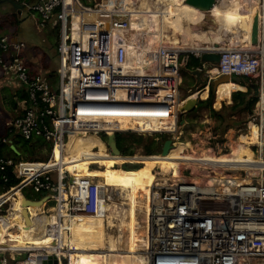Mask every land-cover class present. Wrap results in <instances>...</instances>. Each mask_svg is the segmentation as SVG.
<instances>
[{"label": "built area", "instance_id": "1", "mask_svg": "<svg viewBox=\"0 0 264 264\" xmlns=\"http://www.w3.org/2000/svg\"><path fill=\"white\" fill-rule=\"evenodd\" d=\"M15 1L37 18L40 29L53 23L59 30L60 66L54 85L27 67L22 57L26 48L23 41L7 36L0 39V49L6 54L0 56V68L24 86L28 95L27 107L11 125L24 140L41 139L50 143L51 153L45 161L52 165L44 169L35 166L42 161H16L0 155V182L7 183L14 176L19 183L8 191L20 187L22 194L27 190L45 196V207L52 202L56 214L58 211V221L48 225L40 241L54 243L59 255H51L45 247L7 249L0 252V264H45L48 256L63 264L64 255L65 264H69L71 253L89 258L118 254L107 249L85 254L77 246L72 248V229L74 224L82 223V218L99 220L111 213L106 206H115L117 198L124 199L121 190L115 185H100L96 176L90 175L92 171L85 175L68 171L62 164V155L55 152L56 148L62 152L72 132L95 134L101 130L106 144L108 136L128 133L153 138L162 146L166 138L171 140V145L177 138L191 144L173 160L175 165L166 173L158 165L152 170V181L145 193L148 211L143 226L144 243L138 249L123 251L129 264H264V161L261 159L264 144L262 140L250 144L254 159L249 161L246 157L240 161L221 158L231 155L230 144L242 135L238 134L240 129L232 134L235 140L207 127L196 129L186 138L180 110L187 99L181 92V68L191 51L172 44L143 50L138 34L128 24L130 14L116 11L122 9L119 3L111 12L109 0H91L93 4L81 0ZM261 4L264 6V0L259 1L257 12V44H252L250 36L242 44L222 45L218 49L219 62L202 65L198 70L206 73L207 91L209 81L217 76L231 79L236 76L258 85V97L243 134L250 133L253 124L264 139V7ZM192 53L198 58L203 54ZM214 69L216 73L212 72ZM123 120L158 122L166 129H122L119 122ZM108 150L113 163L120 167L140 165L142 168L147 159L165 158L161 151L147 154L143 148L119 155H114L109 146ZM10 201L0 204V209ZM63 210L68 218L66 223ZM59 226L67 228L71 245H61ZM17 240V227L3 238L10 245Z\"/></svg>", "mask_w": 264, "mask_h": 264}, {"label": "bare ground", "instance_id": "2", "mask_svg": "<svg viewBox=\"0 0 264 264\" xmlns=\"http://www.w3.org/2000/svg\"><path fill=\"white\" fill-rule=\"evenodd\" d=\"M259 1L260 0H255L254 3H249L247 0H228V2L226 3V6L228 8H226V9L231 10V9L237 8V7H244V9H246L247 11H253V10H256L257 8H259ZM216 3L213 5L212 9L215 7ZM182 5H183V8L186 10H192L194 12H199V13H201V15L203 13L200 9H197L195 7L188 5L185 2V0H183ZM21 6L23 7V9H21V12L23 10H26V7H24V5H21ZM260 7L263 8L264 6L261 4ZM246 10H242V8H240V12H246ZM258 10L255 11L253 14H257ZM35 19L37 20L36 17H35ZM86 21H89V20L86 19ZM136 21L138 23H142L141 19H138ZM192 28H194V30H195L196 26H192ZM39 29H40V27H39ZM163 29H164V31L170 30L168 24H166V23H163ZM196 32H199V28H197ZM202 32H205V30H202ZM225 33H226V31H224L222 34L225 35ZM176 34L180 38H184V40H188L190 38L189 35H185V34H182L179 32H177ZM144 36H146V38H148L150 41L146 42L145 38L142 39L141 43H142L143 50L144 49L146 50L147 49L146 47L151 48V46H153L154 48H158L159 46L166 45V44L176 45V46H179L184 51H191V52L212 53V52H214V48H215L211 42L207 41L206 39H204L200 36H194L193 40H192L193 42L190 45H185L183 43L177 44V43L173 42V40H171V39H166L162 34H157V33H153V32H148ZM250 36H251V34L249 35V37H247V39L245 41H248L250 39ZM235 37H236V35H234V40H235ZM219 42H220V40H219ZM146 44H148V45H146ZM153 47L151 49H153ZM212 72L216 73L217 71H216V69H214ZM222 83H224V82H222ZM220 84H218V85H220ZM218 85H217V87H218ZM217 87H216V89H217ZM215 93H216V91H215ZM190 96H192V95H190ZM197 98H199V97L197 96L196 98H190L189 100H187L185 102V105H187V104L193 105ZM185 123H186V119H185V122H183V124H185ZM159 128L163 129V125H160L158 123V129ZM101 131H104V130H101ZM101 131L94 132V133H95V135L101 134L103 136L104 133H100ZM259 134L260 133L256 127V130L254 129V131L251 132L250 135L249 134L240 135L239 138L236 140V142H232L230 144L231 147H233L234 145H236L237 142L243 141V142H241V144H238L236 146L237 149L235 151H232L234 153L231 152V155H229V156L224 155L221 158H224V159L235 158V159H238L240 161H244V160H246V157H247V159L249 161H252L254 159V154H253L252 150L250 149V147L246 146L245 143L248 142L249 144H254L256 142H261V140H262V143L264 144V139ZM78 135H80V134H74V132H72L68 135V139H70V142H71V140L76 138ZM252 135H255L257 137V139H253ZM67 141H65V143L63 145L62 152L60 151L59 148H56L55 152L57 154L62 155V164L66 165V169L68 171H71V172L74 171L75 173H80V174L85 175V173L89 172V170H88L89 167L85 166L83 164L78 165V160H77L78 156L75 154H72L70 152V149H69L68 154L66 153ZM70 142H69V144H70ZM74 142H77V139ZM105 145H106V143H105ZM188 147H191L190 143H185V142H183L177 138L176 142L173 145H170V148H169V150H167V152L161 153V156L165 157V158H162L163 160L159 159L158 162L156 161V164L153 167L144 168V166H143L140 170L122 171V174L119 177L116 175H108L105 177L101 174L91 172L92 174H90V175L96 176L100 185H104V186L115 185V186H117L118 189L121 190V195L123 196V198L125 200H129V202L132 205L129 209H123V210H120V209H118L112 205H107L106 209H110V210H112V212L107 213L104 218H101L99 220H94L89 216L82 218L80 220L82 222L81 224H74L73 225L72 239H73L74 243L72 244V248L77 246L78 249H81V251L85 254L89 253L87 251H98V250H105V249H107L109 251H115L116 253H118L117 256L119 257V260H120L119 262H116L115 264H129L128 260L124 259V256L126 254H124L123 251H126L128 249H132V250L138 249L144 243V239H143L144 238V231L140 229V223H138L135 220L136 218H135L134 210H135V208H138L137 206H139V208H144V210L146 212L148 211V207L145 204V198H146L145 193L147 191V187L150 185V183L152 181V174H151L152 170L155 168L156 165H158L162 169V173H166L170 169V166L175 165L173 160L177 159L178 156L181 154V152ZM71 150H72V148H71ZM107 150H108V148H107ZM178 150H179V152H177ZM108 152H109V150H108ZM111 156L112 155L109 154V157L103 163H105V164L112 163V162H109L110 159L113 158ZM261 159H263V161H264V154H263ZM72 160L76 161V169H74V170H72L69 167ZM11 192H14L17 194L19 200L21 201V205H22V208L24 211L23 201H24L25 197L20 192L19 188L11 189L9 191V193H11ZM29 200L34 201V202H38V201H41V202H39V204H37V205H30L26 209L32 208L35 210V212H37L38 215L41 214L42 210H43L42 213L45 211V197L43 199H39V200H37V199H35V200L29 199ZM114 207H115V209H114ZM50 210H51V214L45 219V225H44L43 233L37 234L35 232H32V234L30 236L31 237L30 241H28V243H26V244L15 243L13 245H10V244L2 245L0 243V252L3 250H7V249H11L12 251H17V250L26 249L28 247L38 248V249L40 247H45V250H47L48 253H50L51 255L54 253H57L59 255L58 250L57 249L55 250L56 245L54 243H51V245H50L49 243H47L46 240H45V243L40 241V240H43V236L46 235L48 225L51 223L53 224L55 221H58V211L56 214L55 206L53 205V209H50ZM61 213H62V215L64 217V221L66 223L68 218L65 215V210L61 211ZM126 218H127V220H129L131 222L126 221L125 220ZM73 221H78V220H73ZM107 227H109V228H113V227L117 228L118 227L119 234L118 235L108 234L106 231ZM125 230L129 231V233L128 234L126 233V235H125V232H126ZM58 231H59V234L62 235V238H61L62 240L60 241L61 245L62 246H68L69 244L71 245V243H69L70 241H69L68 235L66 233L67 228L59 226ZM45 239H46V237H45ZM20 245H22V246H20ZM23 245H28V247L23 246ZM122 245H124V247H121ZM101 254H104V253H101ZM87 256L88 255L75 256V255H73V253H71L69 258H68V263L69 264H90L91 260ZM91 264H94V263H91Z\"/></svg>", "mask_w": 264, "mask_h": 264}, {"label": "crops", "instance_id": "3", "mask_svg": "<svg viewBox=\"0 0 264 264\" xmlns=\"http://www.w3.org/2000/svg\"><path fill=\"white\" fill-rule=\"evenodd\" d=\"M86 1L88 2L87 4L91 3V0H86ZM109 1H110V5H108L109 6L108 8L112 12L113 8H115L116 4L118 3V0H109ZM247 1L249 3L255 2V0H250V1L247 0ZM119 2H121V8L122 9H119V10L115 9V10L117 12H125V13L130 14L129 15L130 18L127 21H128L129 26H130V29L133 32L138 34V38L143 37L148 32H153V33H157V34L161 33L166 39H171V40H173V42H175L177 44L183 43L185 45H190L193 42L192 40H193L194 36H200V37L206 39L207 41L211 42L213 44V46L215 44L219 43L220 47L222 45H230V44H233L235 42L242 44L247 39V37H249V35L251 34L252 22H253L252 15L255 11H257L259 9V8H257L256 10H253V11H247L246 9H244V7H237V8H233V9L230 8L231 10H228V9H226V8H228L226 6V3L228 2V0H219L216 3L215 7L211 10L210 14L206 18H203L204 13H202V15H201V13H199V12H194L192 10L184 9L183 5H182L183 0H119ZM0 3H2V2L0 1ZM11 8H12V10L15 9L12 5H11ZM240 8H242V10H246V12H240ZM146 9H148L149 11L147 12ZM28 15H30V17L36 21L35 23L37 25V28H38V30H40L41 33L45 34V30H46V32L50 33L49 37L51 39L54 38V36H53L54 34L52 31L56 30V32L57 31L59 32L58 27H55L53 25V23L48 24V26L46 28L39 29L38 23H37V20L35 19V17L31 13H29ZM138 19H141L142 23H138L136 21ZM115 20L119 21V20H121V18L115 17ZM207 20H209V21L206 22ZM202 22H204V23L199 25ZM163 23L168 24V26L170 28L169 31H164ZM192 26H197V27L194 30V28H192ZM198 26H200V28ZM197 28H199V32H196ZM146 29H147V31H146ZM152 30H154V31H152ZM202 30H205V32H202ZM144 31H146L145 34H144ZM224 31H226L225 35L222 34ZM177 32L185 34V35H189L190 38L188 40H184V38H180L179 36H177V34H176ZM130 35L133 36V33ZM234 35H236L235 40H234ZM17 36H16L15 40L22 41V40H20L19 35H17ZM57 40H59V39H57ZM139 40L142 41V38L141 39L139 38ZM219 40H220V42H219ZM23 42L26 44V48L23 50V54H22L24 61L26 60L31 65L37 66L38 70H39L38 73L47 77L48 80H50L48 77V74L50 72V69H52L53 72H55L54 76L56 75L54 81L51 79L52 83L54 85V83H56L58 81L57 73H58L60 63L58 64L57 69H54L52 63L53 62L55 63V60L52 62V59L58 55L57 47H58L59 41H57V43L55 44V51L52 48V46L47 47V45L45 43V39H42V43L40 45L27 44L25 41H23ZM135 43L136 42L134 41V44ZM35 47H38V48L44 50L48 56L49 61L46 60V63H45V59H44V61H43V59H40L36 55V51L34 49ZM132 54L136 56V53L133 52ZM4 56L6 57V54H4ZM188 59H189V56H188ZM58 61H59V57H58ZM47 62L49 63V67L48 68H42L43 65L48 64ZM187 62H188V60H187ZM30 69L32 71H34L33 68H30ZM195 71H200V70H198V68L194 71L188 70V72L192 75L193 78H195L199 82H201V78H200L201 74H199V77H198V75H196ZM43 72H45V74ZM201 72L202 71H200V73ZM242 81L243 82H240V83H243V85H240V84L235 83L233 81L224 82V83H221L220 85H218V87L216 89V93H215L214 102H213L214 108L216 110L221 108V106H223V104L229 105V104L233 103V105H234L233 95H231L232 93H234V91H240L245 95H248L251 92L252 87L250 85H252V82H250L248 79H244ZM249 86H250V88H249ZM23 87L12 76L5 75L4 72L2 71V69L0 68V93L5 88H9L11 90L12 94L15 96V100L20 101L22 103L21 111L17 112V115L12 120L11 124L13 123V121L17 117H19L23 114L24 109L27 107V104L25 103V101H27L28 99L19 98L20 97L19 94H21V95L27 94V91H26L27 89H25V91H24V90H22ZM16 90H17V92H15ZM181 92H183L182 87H181ZM197 96L199 98L206 99V97L208 96V91L206 89H204L200 93L192 94V96H189L184 101V103L182 105H184L185 102L187 100H189L190 98H196ZM15 107L18 108L17 104L15 105ZM251 110H252V107L250 109L240 108V112H245V113H246V111L251 113ZM234 116L235 115L228 117V119L226 121V122H229V124L233 125L234 127L241 126L240 123H245L247 120V119H243L242 122L230 120ZM236 117L237 116H235L233 119H235ZM224 120H226V117H224ZM236 122H239V124H236ZM151 123H145L144 121L132 122L131 120H129V121L123 120V121L119 122V125L122 127V129L123 128L124 129H129V128L130 129H138V127H140L139 128L140 130H147L149 128L158 129V122H151ZM165 129H166V126L163 125V130H165ZM7 130L9 132H11L12 135L8 139L7 138L3 139L4 144H6L7 147L12 151H13L12 146H15L19 150L18 144L16 143V141H19L20 139H23V138L21 136H19V134L13 129L12 125H10L7 128ZM7 130H5V132ZM5 132L0 133V136H2V134H4ZM14 135H15V137H12ZM84 135H95V134H84ZM77 137H79V135ZM89 137H91V136H89ZM92 138H93V142H94L95 137H92ZM37 140H39V139L32 140V141L30 140L31 144H35V143L38 144ZM240 142H243V141H240ZM72 144L71 145L68 144V147L70 149V152L72 154H74L73 150H71V147L73 146ZM245 145L247 146L250 144L248 142H246ZM8 152H9L8 150H5V154L3 156L10 157ZM19 156L21 157L22 160L30 159V157L26 158L24 156L26 158L25 159L22 157V155H19ZM42 162H44V161H42ZM69 167L72 170L76 169V161L72 160ZM19 190H20V188H19ZM23 193L25 194V195L23 194L24 197H28V196H26V194L28 195V193H29L31 196L28 198H31L34 194L31 192H28L27 190H24ZM37 196L39 198H41L42 195L37 194ZM11 198L16 199V197H11ZM2 199H3V197L1 196L0 200H2ZM16 204H17V199H16ZM49 209H53L52 202L47 204V206L45 207V211H48ZM27 210H32V208L27 209ZM42 211H41V213H42ZM33 212H35V210H33ZM42 214L44 215V213H42ZM0 216H2V215H0ZM20 246H22V245H20ZM23 246L28 247V245H23ZM28 248H30V247H28Z\"/></svg>", "mask_w": 264, "mask_h": 264}, {"label": "rangeland", "instance_id": "4", "mask_svg": "<svg viewBox=\"0 0 264 264\" xmlns=\"http://www.w3.org/2000/svg\"><path fill=\"white\" fill-rule=\"evenodd\" d=\"M83 1L85 3H88L86 0H83ZM93 3L94 2H91L89 4H93ZM118 3L121 6V2H119V0H118ZM146 10H147V12L149 11L148 9H146ZM6 11H12L11 6L7 5ZM256 15L257 14L252 15V20H253L252 27H253V23H254V20L256 18ZM23 18H24V21H23V23H21V26H20L19 32H18L20 40L25 41L27 44L40 45L42 43V39H45V43H46L47 47L52 46V48L55 51V44L57 43V41H59V40H57V39H59V37H58L59 32L58 31L56 32V30L52 31L54 34L53 35L54 38L51 39L49 37L50 36L49 32H46V30H45V34H43L40 32V30H38L37 25L35 23L36 21L34 19H32L30 17V15H28L26 12H23ZM208 21L209 20H207L206 22H208ZM203 23L204 22L200 23L199 25H201ZM198 27L200 28V26H198ZM146 31H147V29H146ZM146 31H144V34L146 33ZM152 31H154V30H152ZM139 38L140 39L145 38L146 42L150 41L148 38H146V36L139 37ZM218 45H219V47H218ZM214 47H213L214 52L218 51V49L220 48V44L219 43L215 44ZM190 55L196 56V53L190 52L189 56ZM54 60H55V63L53 62ZM52 62H53L52 63L53 68L57 69L58 64H59L58 55L52 59ZM185 67L186 66H183L181 68V74H182V79H183V84H182L183 92H182V94L184 95V97L190 96L192 94H196V92L200 93L201 91L206 89L207 86L206 87H204V86H205V82L208 80V78L206 77L205 71H202L200 73L201 74L200 75L201 82H199L197 79L192 77V75L188 72V70ZM52 71L53 70L50 69L49 73H52ZM43 73L45 74V72H43ZM217 78H220V76H217ZM217 78H215V79H217ZM231 80L243 82L242 80H244V78H238L236 76H233ZM209 82H211V85H210L209 90H208V96L206 97V99L198 98V101H203V100L208 99L210 91L212 89V82L213 81L210 80ZM254 84H255V82L252 83V86ZM249 88H250V86H249ZM25 89H26L25 87L22 88V90H24V91H25ZM15 92H17V90ZM236 92L237 91H234V93H236ZM248 95H250V93ZM248 95H247V97H248ZM214 96H215V94H214ZM247 97H246V99H247ZM240 99H242V98H240ZM248 101H250V99ZM16 104H17L18 108L15 107ZM232 105H233V103L229 104V105L223 104V106H221V108L216 110L214 108L213 103H212L211 107H212L213 111L221 113L224 117H226V120L228 119V117H230L232 115H235L237 117L235 119H233L235 117L234 116L230 120H235V121H239V122H242L243 119L248 118V115L250 114V112H247V111H246V113L240 112V108H237L234 110L231 108ZM21 108H22V103L20 101L15 100V96L12 94V92L9 88H5L0 93V133H3V132H5V130H7V128L11 125L12 120L17 115V112L21 111ZM212 110L209 107H206V105H203L202 107H200L197 110L193 109V111L184 114L185 119H186V123L183 125L186 126L184 128L185 135H187L186 138L190 137L191 132L192 133L195 132L196 129H204V127H207L208 129L214 128L216 131L226 134V136L228 138H232L233 140H235V139L232 137V134H237L239 129L241 131L238 134H243L247 130V129H244L246 127V122L241 123V126L234 127L233 125H230L229 122H226V120H222L217 116H213ZM250 127H251V132H253L254 129L256 130V126H254L253 124ZM251 132L248 134L250 135ZM89 136H91V137H89ZM252 136H253L252 137L253 139H257V137L255 135H252ZM12 137H15V135ZM92 137H95V141L93 143H92V141H93ZM102 137L103 136L101 134H98V135L80 134L79 137L72 139L71 142H70V139H68L66 153L68 154V152H69V147H68L69 142L71 145L77 139V142H74L72 144L73 146L71 148H72L74 154L78 156V158H77L78 165L83 164L85 166H88L89 172L92 171V173H98V174H101L105 177L108 175H116L119 177V176H121L122 171L139 170L141 168L138 165H123L120 167V165L113 163L114 162L113 158H111L109 161L112 163H110V164L103 163L109 157L110 152H108V150H107L108 146H107V144L105 145V139H104V137L103 138ZM156 137H158V136H156ZM162 138H164V137H162ZM89 139H92V140L90 141ZM238 144H241V142L240 141L237 142L236 145L233 146L232 151H235L237 149L236 146ZM247 146L249 147V145H247ZM35 148H36L35 149L36 152L33 156H35L36 159H39L40 161H45L46 158L48 159V157L51 153L50 143H46L44 141H41V142H38V145L35 146ZM161 150H162V143H161L160 148L159 147L156 148L153 153H159ZM177 152H179V150ZM232 153H234V152H232ZM21 154H22V157L25 158L24 153L22 152ZM159 158H160L159 156H155V157H152L150 159H147L145 161L144 168L153 167L156 164V161L158 162ZM90 164H99V165L89 166ZM51 165H52V163L49 164L48 162H45V163L39 162V164H36L35 166H38V167L45 169L47 167H50ZM13 194L17 195L14 192H11V193L7 192V193L1 195L3 197V199L0 200L1 201L0 204L5 203L9 199L10 195H13ZM31 198L32 199L34 198L37 200L40 199L37 196V194H33V196ZM9 200H11V201L0 209V213L7 212L9 210V208H11V207H15V206L17 208L19 207L20 203L17 202V204H16L15 198L10 197ZM114 205L116 208H118L120 210L129 209L131 207V204L122 198H117V201H115ZM137 207L138 208H135V210H134L135 218H136L135 220L138 223H140V229L144 231L143 226H144V222L146 221V211L144 210V208H139V206H137ZM125 220L128 222H131V221L127 220V218ZM0 225H2L1 218H0ZM106 231L108 234H112V235H118L119 234L118 227L117 228L116 227H113V228L107 227ZM126 233H127V231L125 232V235H126ZM12 242H15V241H12ZM121 247H124V245H122ZM89 259L91 260L90 262L94 263V264H115L116 262L120 261L117 254L110 255L109 257L103 256V255H95L94 257L89 258ZM124 259L128 260V257L124 256ZM65 261H66V256L64 255L63 260H62L63 264H65Z\"/></svg>", "mask_w": 264, "mask_h": 264}, {"label": "trees", "instance_id": "5", "mask_svg": "<svg viewBox=\"0 0 264 264\" xmlns=\"http://www.w3.org/2000/svg\"><path fill=\"white\" fill-rule=\"evenodd\" d=\"M81 1L84 2L83 0H81ZM1 2H2V4L0 3V12H1L0 13V39L3 36H7V37H10L11 39H15L16 36L18 35L21 23H23V21H24L23 12H26V13H28V12L26 10H23L21 12V14H19L18 13L19 11L17 9L16 10L13 9L12 11H6L7 5L11 6V4L8 1H1ZM17 3L20 4L19 2H17ZM158 34H161V33H158ZM34 49L36 51V55L40 59H43V61L45 59V63H46V60H48V56L45 53V51L38 48V47H35ZM0 56H2V57L4 56L1 49H0ZM25 64L27 65V67L29 69L33 68L34 71H32L30 69L33 73L38 74L39 70H38L37 66L31 65L30 63H28V61H26ZM202 65H201L200 58H198L194 55H190L188 62L186 63V69L194 71L197 68H202ZM48 67H49V63L43 65L42 68H48ZM54 73L55 72L48 74V77H49L51 82H52V80L53 81L55 80L56 75L54 76ZM232 81L235 83H238L240 85H243V83H240L238 81H235V80H232ZM232 95H233L234 105L231 108L234 110L237 108H243V109H246V108L250 109L251 107L253 108V105L257 100L256 98H250V101L246 100L247 95L243 94L240 91H237L236 93H233ZM19 96H20L19 98H21V99H23V98L28 99L27 94H24V95L19 94ZM214 98H215V96L212 93V89H211L208 99L203 100V101H198L197 106L195 107L194 110L199 109L203 105H206V107H209L212 110L211 106H212V103L214 102ZM240 98H242V99H240ZM212 113H213V116H217L220 119L224 120V116L221 113H218V112L213 111V110H212ZM11 135H12V133L7 130L4 134H2V136H0V155L3 156L5 154V150H8L9 156L13 157L16 161H19V160H21V157L16 155L12 150H10L7 147V145L4 144V142H3L4 138L8 139L11 137ZM116 138H117V147L119 148V150L121 151L122 154H131V153H133L134 149H136V148H143L145 153L151 154L155 151L156 148H158V147L160 148V146H161V142H157L153 138L144 137L142 135H135V134H131V133L116 134ZM89 140L91 141L92 139H89ZM41 141L42 140L39 139L38 142H41ZM16 143L18 144V148L21 151V153L23 152L26 158L30 157V159H26V160L40 161L39 159H36L33 156L36 152L35 146H37L38 144H36V143L31 144V141H26L23 139L16 141ZM92 143H93V141H92ZM46 160H47V158H46ZM128 160H132V159H128ZM44 162H47V161H44ZM138 166H140V165H138ZM18 183H19V179L14 177V176H10V179L7 183L3 184L2 182H0V194L8 191L11 187H15ZM16 188H20V187H16ZM26 196L30 197L31 195L28 193V195L26 194ZM10 197H16L17 202L20 204H19L18 208L15 206V207L10 208L7 211V213L5 212L3 214H0V215H2L0 217L1 221H2V225H0V243L2 245H7L3 242V238L5 237L6 233L9 232L12 228L17 227L18 228L17 244H26V243H28V241H30V238H31L30 236H31L32 232H35L37 234L43 233L44 225H45V219L51 214V210L49 209L48 210L49 212L44 211L43 212L44 215L42 213L38 215L36 212L32 211L34 209L27 210L28 217H29V222H27L26 216L23 215V208L21 205V201L19 200L17 195L13 194V195H10ZM10 197H9V199H10ZM44 197L45 196L42 195L40 199H42ZM28 199L35 200L32 198H28ZM9 241H13V240H9Z\"/></svg>", "mask_w": 264, "mask_h": 264}, {"label": "water", "instance_id": "6", "mask_svg": "<svg viewBox=\"0 0 264 264\" xmlns=\"http://www.w3.org/2000/svg\"><path fill=\"white\" fill-rule=\"evenodd\" d=\"M0 1H8L15 9L19 10V12H18L19 14L21 13V9H23V7L21 5H19L15 2V0H0ZM217 1L218 0H185V2L188 5L195 7L197 9H200L204 13L203 18H206L210 14V11H211L213 5ZM26 2L28 3L29 0H26ZM257 38H258V16L256 15V18L254 20L253 27H252V32H251L252 44H257ZM219 60H220L219 51H215L212 53H206V52L204 53L203 52V54L200 57L201 64H203V65L216 64L217 62H219ZM195 73L199 77L200 71H195ZM227 81H232L230 76H221L220 78L215 79L212 82V93L215 94L216 87L218 84H220L222 82H227ZM250 86L252 87L251 92H250V95L247 97L246 100H249L250 98H257L258 97V90H259L258 85L254 84L253 86L252 85H250ZM197 103H198V98L196 99V101L193 105H189V104L181 105L180 110L183 112L181 123L185 122L184 114L193 111V109H195V107L197 106ZM236 124H239V122H236ZM107 145L109 146V148L111 149V151L114 155L120 154L121 151L117 147L116 135H112V136L107 137ZM170 145H171V140L166 138L164 140L161 152L162 153L167 152V150H169V148H170ZM12 149L18 156L21 155V152L15 146H12ZM45 200H46V198H45ZM39 202H41V201L34 202V201H30L27 197L24 198L23 215L26 216L27 222H29V217H28V212H27L26 208L30 205H37V204H39ZM57 262H58V260L56 259V257L48 256V261H46L45 264H51V263L57 264Z\"/></svg>", "mask_w": 264, "mask_h": 264}, {"label": "clouds", "instance_id": "7", "mask_svg": "<svg viewBox=\"0 0 264 264\" xmlns=\"http://www.w3.org/2000/svg\"><path fill=\"white\" fill-rule=\"evenodd\" d=\"M26 1V0H25ZM35 0H29V2L28 3H30V2H34ZM30 13V12H29ZM196 93H198V92H196ZM189 96H187V98H188Z\"/></svg>", "mask_w": 264, "mask_h": 264}]
</instances>
